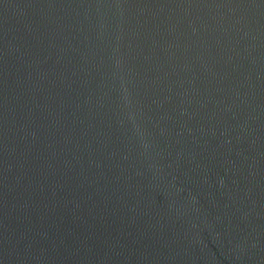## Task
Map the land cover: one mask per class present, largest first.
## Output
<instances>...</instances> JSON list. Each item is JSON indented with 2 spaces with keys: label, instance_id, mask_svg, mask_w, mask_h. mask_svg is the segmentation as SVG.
I'll list each match as a JSON object with an SVG mask.
<instances>
[{
  "label": "water",
  "instance_id": "water-1",
  "mask_svg": "<svg viewBox=\"0 0 264 264\" xmlns=\"http://www.w3.org/2000/svg\"><path fill=\"white\" fill-rule=\"evenodd\" d=\"M0 264H264V0H0Z\"/></svg>",
  "mask_w": 264,
  "mask_h": 264
}]
</instances>
